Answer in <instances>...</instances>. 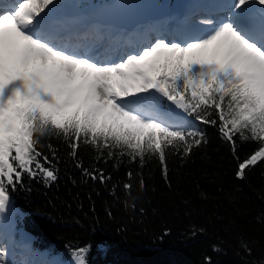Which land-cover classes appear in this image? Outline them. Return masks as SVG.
<instances>
[{"label": "snow or ice", "instance_id": "6c2138e0", "mask_svg": "<svg viewBox=\"0 0 264 264\" xmlns=\"http://www.w3.org/2000/svg\"><path fill=\"white\" fill-rule=\"evenodd\" d=\"M251 5L261 10L258 18ZM72 7L0 0V218L10 207L9 188L24 175L57 179V149L44 143L53 137L73 158L81 144L97 159L105 150L109 159L127 156L141 166L156 157L167 179L166 151L190 156L207 143L200 125H211L232 145L237 177L264 161V0H229L223 15L201 18L195 33L156 37L115 60L79 41L80 27L67 19ZM237 136L255 145L243 158ZM83 171L101 183L111 179L103 170ZM88 251L73 249L66 264H88ZM6 253L0 245V264Z\"/></svg>", "mask_w": 264, "mask_h": 264}, {"label": "trees", "instance_id": "16d2710c", "mask_svg": "<svg viewBox=\"0 0 264 264\" xmlns=\"http://www.w3.org/2000/svg\"><path fill=\"white\" fill-rule=\"evenodd\" d=\"M200 127L207 143L190 156L166 151L167 179L156 157L141 166L127 156L109 159L105 150L97 159L81 144L73 158L62 140L45 139L57 149V179L24 175L9 188L18 220L11 241L26 248L32 264H58L78 247L89 249L88 264H264V161L237 177L232 145L217 127ZM235 139L242 158L255 147ZM85 168L111 179L93 180ZM20 226L34 234L30 244L18 235Z\"/></svg>", "mask_w": 264, "mask_h": 264}, {"label": "rangeland", "instance_id": "374dc122", "mask_svg": "<svg viewBox=\"0 0 264 264\" xmlns=\"http://www.w3.org/2000/svg\"><path fill=\"white\" fill-rule=\"evenodd\" d=\"M94 1L96 4L94 3ZM173 1L180 2V4L182 5V10L176 12L179 15H175L176 14L175 13L174 15L165 16L162 18H157V19L151 18L150 20H147L145 23H138L134 27H132V28H135L137 26L144 27V28L141 27L140 30H143L145 35L147 33L148 38L145 42L144 41L138 42L136 39V34L133 33L134 29L131 28L132 31L130 30V36H128L127 39L125 40L124 52L120 48V50L117 51L116 53L106 54V55L102 54L100 58L115 60L121 56L122 52L124 54L129 51L140 49L144 47L145 45L149 44L150 42H154L156 37H165V38L171 39L174 36H177L180 34L195 33L199 27L197 22L201 18L205 16H209V15H217V16L223 15L222 11L213 13V9H214L213 7L216 4V0H173ZM59 2L61 4H67V5L73 6L67 12V19L70 22L72 23L75 21L82 22L84 23L83 27H87V28H89L88 26L90 22L94 24L101 23V22H98L99 21L98 16L96 17L95 15L98 12L93 14L92 16L86 13L87 11L93 10L97 6V4H99L100 0H59ZM82 5L84 7H81ZM250 9L252 10L254 16L256 17L257 15H260L261 13V10L255 5H251ZM173 16L177 17L178 25L172 29H169L166 26L167 24L165 23L164 19L168 17H173ZM155 25L159 27L160 32H157V30L155 29ZM121 28H124V27H121ZM91 33H98V30H95V29L93 30L91 27ZM110 33L111 32L104 34V37L106 38L108 34ZM79 34H80V37L84 39L82 35L83 34L82 30ZM85 40H88V38H85ZM73 42L74 40L72 41V43ZM0 220H2V223L4 225L3 228L0 229V245L6 247L3 241L4 240L6 241L8 239V242H9V244L7 245V253L5 257L6 264H32L33 262L31 258V254H28V251H26V248L22 246L21 249H18V247L11 241V236L14 234V231H15L12 228V224H10V222L7 220L4 214H3V217L0 218ZM68 261H71V258L68 260L59 259L57 263L66 264V262Z\"/></svg>", "mask_w": 264, "mask_h": 264}, {"label": "water", "instance_id": "95a60500", "mask_svg": "<svg viewBox=\"0 0 264 264\" xmlns=\"http://www.w3.org/2000/svg\"><path fill=\"white\" fill-rule=\"evenodd\" d=\"M103 9H108L118 14V16L136 20L135 23H140L146 21L147 18H145V16L149 14L150 18H162L182 10V6L177 5L172 11H170L167 0H112L96 6L93 10L87 11L86 13L92 16ZM5 215L12 224L17 223L15 211L11 206ZM18 234L26 242H31L35 238L34 234L26 230L24 227H19Z\"/></svg>", "mask_w": 264, "mask_h": 264}, {"label": "bare ground", "instance_id": "6f19581e", "mask_svg": "<svg viewBox=\"0 0 264 264\" xmlns=\"http://www.w3.org/2000/svg\"><path fill=\"white\" fill-rule=\"evenodd\" d=\"M227 2H229V0H216V4L213 7L214 8L213 13L221 11V7ZM255 14H257V13H255ZM175 15H179V14L176 13ZM258 17H259V15H257V18ZM164 21L167 24L166 26L169 29L174 28L178 24L177 17H175V16L168 17V18L164 19ZM74 24H76L80 27V31H79V33H80L83 26H84V23L75 21ZM89 26H91L93 30L94 29L98 30V33L92 34L89 37L90 41H86L85 39L80 37V34H79V41L95 44V47L92 50V55H94V56L98 55L99 57H101L102 54L106 55V54L116 53L117 51L120 50V48L124 52V48H125L124 38H126L129 35L128 31L123 30V28L116 27L115 25H112V24H104V23H95L94 24V23L90 22ZM141 27L144 28L143 26L135 27L133 30V33L136 34V39L138 42H142V41L145 42L147 40L148 36H147V33L145 35L143 30H140ZM155 29L157 30V32H160L159 27L157 25H155ZM110 31L115 32V35L112 36L110 40H107L104 37V34L109 33ZM76 42L77 41L74 40L73 43H76ZM106 49H107V51H106ZM123 52H122V54H123Z\"/></svg>", "mask_w": 264, "mask_h": 264}]
</instances>
